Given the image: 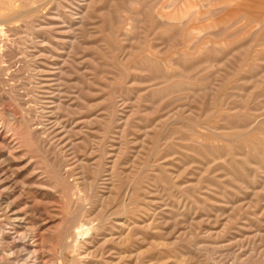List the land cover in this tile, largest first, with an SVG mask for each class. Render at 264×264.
Instances as JSON below:
<instances>
[{
  "label": "rangeland",
  "instance_id": "obj_1",
  "mask_svg": "<svg viewBox=\"0 0 264 264\" xmlns=\"http://www.w3.org/2000/svg\"><path fill=\"white\" fill-rule=\"evenodd\" d=\"M5 1L27 13L7 24ZM16 1L0 0V264H264V0H76L71 50L76 1Z\"/></svg>",
  "mask_w": 264,
  "mask_h": 264
},
{
  "label": "bare ground",
  "instance_id": "obj_2",
  "mask_svg": "<svg viewBox=\"0 0 264 264\" xmlns=\"http://www.w3.org/2000/svg\"><path fill=\"white\" fill-rule=\"evenodd\" d=\"M18 1V0H17ZM16 1V2H17ZM72 1V0H71ZM74 1H76V0H74ZM78 1V0H77ZM73 2L72 4H71V9H72V13L70 14V17H68V19L70 20L69 22H67L69 25H68V30L70 31V35H68V37H67V41H65L66 39H61L60 38V36L58 37V38H60V41L61 42H63V41H65L66 43H68V45H67V48L69 47L70 48V50L73 48H75V45H76V43L79 41V35H78V33H83V31H81L82 29H81V27H82V25H83V23H84V20H85V15L83 16L82 15V13H83V11H84V9H85V6L84 5H81V3L80 2ZM86 1H88V0H86ZM187 1V0H186ZM193 1V0H192ZM214 1V0H213ZM28 2V1H27ZM38 1H36V3H37ZM70 2V1H69ZM69 2H68V4H69ZM144 2V1H143ZM190 2H191V0H190ZM196 2V1H195ZM29 3V2H28ZM33 3V2H32ZM35 3V2H34ZM33 3V5H35ZM71 3V2H70ZM82 3H84V2H82ZM86 3V2H85ZM180 3V2H179ZM178 3V4H179ZM185 3V2H184ZM197 3V2H196ZM42 4H43V2H42ZM41 4V5H42ZM87 5H88V3H86ZM85 4V5H86ZM182 4H183V2H182ZM194 4V3H193ZM20 4H18V6H19ZM24 5V4H23ZM32 5V4H31ZM30 5V6H31ZM45 5V4H44ZM70 5V4H69ZM36 6V5H35ZM66 6V5H65ZM68 6V5H67ZM90 6H91V4H90ZM89 5L87 6L88 8L90 7ZM129 6V5H128ZM242 6V5H241ZM240 6V7H241ZM1 7V6H0ZM17 5H16V3H14V2H12V1H5L4 3H3V6L1 7V9H2V11L3 12H1L2 13V16H3V18H5V21H7V24H8V22L9 23H12L14 20H16L17 18H20V17H24V15L27 13L26 12V10H25V12H23V10L21 11H19V10H17ZM27 7H29V5H27ZM68 7H70V6H68ZM146 7V6H145ZM177 7V4L175 3V2H172V3H169L166 7H163V8H161V10H160V13H159V17L161 18V19H165V20H168V21H174V20H176V17H175V15H170V17H169V15H165V14H163L162 13V11H166V10H168V11H174L175 10V8ZM243 7V6H242ZM26 8V7H25ZM24 8V9H25ZM35 9H33L32 7H31V9L29 8V10L27 9V11H29L30 13H33V12H38L39 11V8H36V7H34ZM92 8V7H91ZM18 9H20V8H18ZM90 9V8H89ZM243 9H245V8H243ZM41 10V9H40ZM63 10V9H62ZM67 10V9H66ZM88 10V9H87ZM207 10V9H206ZM263 10V9H262ZM54 11V10H53ZM69 12V11H68ZM228 12V11H227ZM41 13V12H40ZM54 13V12H53ZM64 13V12H63ZM251 13V12H250ZM45 14V13H44ZM182 14V16L184 17V18H190V17H193V16H198V15H200V10L196 7V6H191V5H186L185 6V12L184 13H181ZM227 14V13H226ZM52 15V14H51ZM86 15H88V14H86ZM34 16V15H33ZM32 16V17H33ZM41 16V15H40ZM223 16V15H222ZM46 17V16H45ZM54 17V16H53ZM52 17V18H53ZM56 17H57V15H56ZM59 17V16H58ZM141 17V16H140ZM204 17V16H203ZM126 18V17H125ZM145 18V17H144ZM155 18V17H154ZM22 19V18H21ZM67 19V20H68ZM152 19H153V17H152ZM257 19V18H256ZM1 20H2V18H1ZM19 20V19H18ZM26 20V19H25ZM29 20H30V17H29ZM36 20H38V19H36ZM41 20H43V19H41ZM63 20V19H62ZM88 20V19H87ZM187 20V19H186ZM17 21V20H16ZM16 21H14V22H16ZM28 21V20H27ZM27 21H26V23H27ZM48 21H49V19H48ZM47 21V22H48ZM118 21V20H117ZM123 21V20H122ZM146 21V20H145ZM18 22V21H17ZM25 22V21H24ZM37 22V21H36ZM40 22V21H39ZM38 22V23H39ZM154 22V20H152V23ZM186 22V21H185ZM21 23V22H20ZM30 23V22H29ZM29 23H28V25H29ZM42 23V22H41ZM50 23H51V21H50ZM49 22L47 23V24H50ZM58 23V22H57ZM124 23V22H123ZM135 23V22H134ZM151 23V24H152ZM158 23V22H157ZM178 23V22H177ZM181 23V22H180ZM2 24V23H1ZM14 24V23H13ZM18 24V23H17ZM25 24V23H24ZM40 24V23H39ZM52 24H54V23H52ZM118 24V23H117ZM127 24H128V22H127ZM165 24H167V23H165ZM173 24V23H172ZM44 25V24H43ZM43 25H41V26H43ZM87 25V24H86ZM85 24H84V27L86 26ZM93 25V24H92ZM6 26V25H5ZM12 26V25H11ZM24 26V25H23ZM25 26H27V25H25ZM31 26V25H30ZM37 26V25H36ZM45 26H46V24H45ZM47 26H49V25H47ZM51 26V25H50ZM55 26H57V24H55ZM64 26V25H63ZM89 26V25H88ZM121 26V25H120ZM128 26V25H127ZM186 26V25H185ZM16 27V26H15ZM15 27H11L9 30L10 31H15L16 30V28ZM18 27V26H17ZM34 27V26H33ZM44 27V26H43ZM52 27H53V25H52ZM122 27V26H121ZM120 27V28H121ZM128 27H130V26H128ZM183 27V26H182ZM191 27V26H190ZM6 28V27H5ZM23 28H25V27H23ZM28 28V27H27ZM26 28V29H27ZM123 28V27H122ZM1 29H4V28H1ZM34 29V28H33ZM39 29V28H38ZM45 29V28H44ZM58 29V28H57ZM124 29V28H123ZM122 29V30H123ZM126 29V28H125ZM159 29V28H158ZM27 30H30L29 28L27 29ZM40 30V29H39ZM46 30H49L48 28L46 29ZM45 30V31H46ZM92 30V29H91ZM130 30V29H129ZM180 30H181V28H180ZM2 31V30H1ZM21 31V30H20ZM45 31H42V29H41V32H44L45 33ZM63 31V30H62ZM132 31V30H131ZM138 31H139V29H138ZM236 31V30H235ZM6 32V31H5ZM9 32V31H8ZM32 32V31H31ZM40 32V31H39ZM46 32H48V31H46ZM52 32V31H51ZM53 32H55V31H53ZM136 32V31H135ZM187 32H189V31H187ZM196 32V30L195 29H193L192 31H191V33H195ZM228 32V31H227ZM43 33V34H44ZM62 33V32H61ZM129 33V32H128ZM139 33H140V31H139ZM232 33V32H231ZM238 33V32H237ZM46 34V33H45ZM37 35V34H36ZM61 35V34H60ZM84 35L86 36V34L84 33ZM135 35H136V33H135ZM134 35V36H135ZM157 35V34H156ZM159 35V34H158ZM226 35H228V34H226ZM4 36V35H3ZM126 36V35H125ZM202 36V34L200 35V37ZM239 36V35H238ZM55 37V36H54ZM62 37V36H61ZM160 37V36H159ZM165 38L167 37L166 35L164 36ZM187 37V36H186ZM225 37V36H224ZM35 38V37H34ZM41 38V37H40ZM63 38V37H62ZM82 38V37H81ZM127 38V37H126ZM168 38H170V37H168ZM176 38H178V37H176ZM37 39V38H36ZM54 39V38H53ZM155 39H156V37H155ZM167 39V38H166ZM184 39V38H183ZM209 39H211V38H209ZM212 39H214V38H212ZM28 40V39H27ZM38 40V39H37ZM59 40V39H58ZM63 40V41H62ZM82 41L84 40V39H81ZM127 40H129V39H127ZM133 40V39H132ZM169 40V39H168ZM204 40V39H203ZM202 40V41H203ZM244 40H247L246 38L244 39ZM264 40V39H263ZM82 41L81 42H79V43H82ZM158 41H160V40H158ZM200 41V40H199ZM215 41V40H214ZM214 41H211L212 43L214 42ZM230 41V40H229ZM30 42V41H29ZM59 42V41H58ZM184 42V41H183ZM201 42V41H200ZM219 42H220V40H219ZM36 43V42H35ZM60 43V42H59ZM133 43H134V40H133ZM209 43V42H208ZM215 43H218V42H216L215 41ZM132 44V43H131ZM188 44V43H187ZM186 44V45H187ZM224 44V43H223ZM62 45V44H61ZM63 45H64V43H63ZM62 45V46H63ZM185 45V46H186ZM246 45H248V44H246ZM250 45V44H249ZM248 45V46H249ZM35 46V45H34ZM37 46V45H36ZM36 46L34 47V48H36ZM43 46V45H42ZM54 46V45H53ZM56 46V45H55ZM54 46V47H55ZM59 46H60V44H59ZM78 46V45H77ZM150 46V45H149ZM203 46V45H202ZM214 46V45H213ZM245 46V45H244ZM256 45L254 44V47H255ZM53 47V48H54ZM64 47V46H63ZM247 47V46H246ZM250 47H251V45H250ZM57 48V47H56ZM60 48V47H59ZM62 48V47H61ZM66 48V47H65ZM81 47L79 46V49H80ZM234 48V47H233ZM58 49V48H57ZM228 49V48H227ZM230 49V48H229ZM69 50V53H67V54H70V55H72V52H73V50L72 51H70ZM67 51V50H66ZM147 51V50H146ZM197 51V50H196ZM216 51V50H215ZM59 52V51H58ZM145 52V51H144ZM143 52V53H144ZM224 52H226V51H224ZM230 52V51H229ZM232 52V51H231ZM74 53V52H73ZM153 52H151V54H152ZM217 53V52H216ZM226 53H228V52H226ZM58 54V53H57ZM76 54V53H75ZM144 54H146V53H144ZM176 54V53H175ZM218 54V53H217ZM262 54V53H261ZM50 55V54H49ZM59 55H60V52H59ZM139 55V54H138ZM178 55V54H177ZM1 56V55H0ZM63 56H64V54H63ZM63 56H60L61 58H64ZM75 56V55H74ZM74 56H72L73 58H74ZM152 56H154V54H152ZM155 56H156V54H155ZM173 56V55H172ZM230 56V55H229ZM56 57V56H55ZM67 57H69V56H67ZM176 57V56H175ZM174 57V58H175ZM201 57H202V55H201ZM201 57H199V60H200V58ZM216 57V56H215ZM222 57V56H221ZM60 58V59H61ZM82 58V57H81ZM141 58V57H140ZM158 58H162V57H158ZM157 58V59H158ZM171 58V57H170ZM169 58V59H170ZM173 58V59H174ZM203 58H205V57H202L201 59H203ZM220 58V57H219ZM67 59V58H66ZM65 59V60H66ZM152 59V58H151ZM198 59V58H197ZM210 59V58H209ZM73 60V59H72ZM78 60H80V59H78ZM143 60V59H142ZM204 60V59H203ZM224 60H225V58H224ZM248 60V59H247ZM138 61V60H137ZM150 61V60H149ZM167 61V60H166ZM198 61V60H197ZM196 61V62H197ZM221 61V60H220ZM66 62H68L69 63V58H68V61H66ZM81 62H82V60H81ZM147 62V61H146ZM151 62V61H150ZM171 62V61H170ZM194 62H195V60H194ZM195 62V63H196ZM45 63V62H44ZM52 63V62H51ZM61 63V62H60ZM65 62H63V64H64ZM87 63V62H86ZM141 63H142V61H141ZM160 63V62H159ZM182 63V62H181ZM187 63V62H186ZM190 63V65H192V64H194L193 62H192V64H191V62H189ZM55 64V66H56V62L54 63ZM62 63L60 64L61 66L63 65ZM67 64V63H66ZM73 64V63H72ZM145 64V63H144ZM158 64V63H157ZM198 64V63H197ZM246 64V63H245ZM41 65V64H40ZM67 65H71V64H67ZM91 65V64H90ZM143 65V64H142ZM152 65H154V64H152ZM182 65V64H181ZM42 66V65H41ZM45 66V65H44ZM58 66V65H57ZM185 66H187V65H185ZM189 66V65H188ZM43 67V66H42ZM42 67H40V68H38V69H41ZM60 67V66H59ZM58 67V68H59ZM63 67V66H62ZM62 67H60V73H61V75L63 74V68ZM144 67V66H143ZM168 67V66H167ZM45 68V67H44ZM54 68H57V67H54ZM71 68H73L72 66H71ZM83 68V67H82ZM230 68V67H229ZM69 69V68H68ZM74 69V68H73ZM89 69V68H88ZM169 69H170V67H169ZM14 70V69H13ZM43 70V69H42ZM46 70V69H45ZM56 70V69H55ZM58 70V69H57ZM139 70H140V68H139ZM188 70V69H187ZM66 71V70H65ZM69 71V70H68ZM136 71V70H135ZM137 71H138V69H137ZM141 71V70H140ZM144 71V70H143ZM151 71V70H150ZM13 72V71H12ZM67 72V71H66ZM65 72V73H66ZM71 72V71H70ZM98 72V71H97ZM144 72H146V71H144ZM51 74V73H50ZM56 74H58V73H56ZM68 74V73H67ZM69 74H73V72H71V73H69ZM60 75V77H62L63 78V76H61ZM71 75H70V77H71ZM88 75V74H87ZM148 75V74H147ZM68 76V75H67ZM73 77V76H72ZM90 77H91V75H90ZM80 78V77H79ZM79 78L77 79L78 80V82H80L79 81ZM86 78V77H85ZM130 79V78H129ZM58 80H62V79H58ZM66 80V79H65ZM73 80V79H72ZM80 80H81V78H80ZM74 81V80H73ZM64 82V81H63ZM77 82V83H78ZM50 83V82H49ZM54 83H56V82H54ZM61 84V83H60ZM83 84V83H82ZM35 85V84H34ZM62 85V84H61ZM55 87V86H54ZM60 87H63V86H60ZM172 88V87H171ZM60 89V88H59ZM58 90V89H57ZM60 90H62V89H60ZM114 90V89H113ZM257 90V89H256ZM145 91V90H144ZM156 91V90H155ZM83 94V93H82ZM61 97H63L62 95H61ZM112 99H114V98H112ZM183 99V98H182ZM57 100V99H56ZM60 100H61V98H60ZM55 101V100H54ZM113 101V100H112ZM125 101V100H124ZM58 102H59V100H58ZM174 103V102H173ZM118 104V103H117ZM124 105V104H123ZM113 106V108H114V106H116V105H112ZM120 107H123L122 105L120 106ZM144 108V107H143ZM116 109V108H115ZM120 109V108H119ZM148 109V108H147ZM53 111V110H52ZM143 111V110H142ZM120 112V111H119ZM54 115V114H53ZM175 115V114H174ZM236 117V116H235ZM133 118V117H132ZM257 123V122H256ZM197 124V123H196ZM43 132V131H42ZM35 134V133H34ZM213 138V137H212ZM191 140V139H190ZM233 141V140H232ZM250 151V150H249ZM247 161V160H246ZM155 166V165H154ZM242 167V166H241ZM109 173V172H108ZM138 176V175H137ZM153 208V207H152ZM89 215H90V213H89ZM86 217H88V216H86ZM89 217H91V216H89ZM88 217V218H89ZM259 221V220H258ZM105 222V221H104ZM104 222L102 223V224H104ZM101 223V222H100ZM102 224L100 225V224H94V222H89V223H87V224H85V225H82V227L79 229V232H81L85 237H84V239H83V242H82V244H81V251L84 253V254H86L89 250H90V242L89 241H87L86 239H87V236L89 235V233H91L92 231H100L101 230V228H103L102 227ZM137 224V223H136ZM104 226V225H103ZM106 226V225H105ZM108 227V226H107ZM244 227V226H243ZM14 230V229H13ZM139 231V230H138ZM95 233H97V232H95ZM10 234V233H9ZM92 234V233H91ZM27 235V234H26ZM26 235H20V237H21V241L25 244V245H28L27 243H28V237L26 236ZM81 239V238H80ZM79 239V240H80ZM20 241V240H19ZM64 241V240H63ZM67 241V240H66ZM206 241V240H205ZM11 243V242H10ZM22 243V244H23ZM65 243V242H64ZM67 243V242H66ZM78 244V243H77ZM181 244V243H180ZM66 245V244H65ZM32 246V245H31ZM71 246V245H70ZM24 247V246H23ZM231 247V246H230ZM25 249V251H26V247H24ZM65 248V247H64ZM68 248V247H67ZM69 248H71V247H69ZM23 249V248H22ZM80 249V248H79ZM94 249V248H93ZM65 250V249H64ZM29 255V254H28ZM88 255H90L89 253H88ZM90 257V256H89ZM93 261V260H92ZM138 262H140V260L138 261ZM137 262V263H138ZM89 264V263H88ZM140 264V263H139Z\"/></svg>",
  "mask_w": 264,
  "mask_h": 264
}]
</instances>
